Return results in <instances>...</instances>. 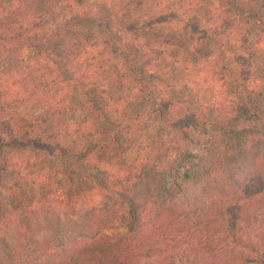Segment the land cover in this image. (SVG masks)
Listing matches in <instances>:
<instances>
[{"label":"trees","instance_id":"obj_1","mask_svg":"<svg viewBox=\"0 0 264 264\" xmlns=\"http://www.w3.org/2000/svg\"><path fill=\"white\" fill-rule=\"evenodd\" d=\"M2 1L0 8L8 7L3 22L17 15L23 24L38 26L33 31L37 40L28 45L30 56L36 60L56 40H79L83 47L96 48L99 42L90 30L79 29L81 26L100 27L117 36L123 33L133 36L171 23L181 26L188 46L197 50L204 45L214 47V59L218 53L228 56L244 49L243 39H233L235 31L248 28L253 19L240 9L246 0L181 1L196 5L199 11L205 9L208 26L213 15L220 12L219 18L226 22L222 21L223 26L215 29H202L194 21L195 16L187 21L178 10L151 15L161 0L154 6L144 0H100L97 13L84 11L69 16H61L59 9L70 0H5V4ZM236 42L241 46L236 47ZM146 49L155 54L153 61L160 60V49ZM12 59L18 63L29 61V57H20L17 52ZM114 59L118 60L117 68L126 66L124 72L136 75L141 91L151 96L145 81H154L158 75L139 70L138 58L135 62L117 53ZM95 61L94 57L83 60L78 57L73 61L72 79L65 81L75 84L84 98L89 97L88 90L112 91L118 80L115 73L97 75ZM151 64L152 61L143 59L144 68ZM83 71L94 75L90 78ZM19 73L20 78H28V74ZM27 93L23 90L17 102H24ZM55 106L57 103L47 106L38 118L49 126H43V131L49 128L53 131L50 126L55 122H47L62 114L61 110H53ZM180 106L170 101L161 105L169 112H177ZM160 128V135L136 169H129L128 178L127 174L123 178L119 172L110 173L99 186L104 193L120 200L124 210L123 233L115 237L103 235L111 227L112 213L90 210L80 214L76 205L57 207L67 211L61 215L53 211L52 204L38 201L41 210L33 221L32 215L24 211L0 210V264H264V147L255 143H264V133L254 129L252 132L258 139L250 142L258 148L243 151L239 146L250 130L230 126L220 116L211 118L203 111L164 121ZM49 138L45 134L24 139L4 135L0 136V149L38 147L47 153H73L72 148L65 149L48 141ZM64 202L63 199L61 204ZM43 224L45 228L40 230ZM231 242L235 246L229 249Z\"/></svg>","mask_w":264,"mask_h":264},{"label":"rangeland","instance_id":"obj_2","mask_svg":"<svg viewBox=\"0 0 264 264\" xmlns=\"http://www.w3.org/2000/svg\"><path fill=\"white\" fill-rule=\"evenodd\" d=\"M144 1L152 6L160 2ZM181 1L161 0L151 15L178 10L187 21L195 16L197 20L194 21L202 29H215L226 22L217 12L208 26L205 9L199 11L196 5L189 6ZM5 3L3 0L2 4ZM4 7L0 8V136L10 134V137L24 139L45 134L50 137L48 141L65 149L72 148L73 153H47L38 147H2L0 210L24 211L32 215V221L40 214L38 201L52 204L53 211H59L61 215L67 213L57 209L63 205H76L75 210L80 214L90 210L110 212L111 227L102 234L115 237L124 231V210L117 196L104 193L99 186L110 173L119 172L123 178L127 174L125 177L128 178L129 169H136L160 135L164 121L203 111L211 118L220 116L230 126L250 130L240 143L243 151L257 150L258 144L264 147L261 141H256L257 145L250 142L258 139L252 132L254 129L264 133V0H246L240 6L254 19L248 28L240 27L239 32L235 31L233 39H243L244 49L228 56L218 53L214 59V47L204 45L202 50H197L193 45L188 46L181 26L171 23L133 36L125 33L117 36L100 27L81 26L79 29L90 30L99 42L96 48L83 47L84 43L79 40H56L47 53L36 60L30 56L28 45L37 40L33 38V31L38 26L23 24L17 15L3 22L8 9ZM99 8L100 0H83L82 4L70 0L59 10L61 16H69L84 11L97 13ZM28 32L30 35L24 34ZM234 45L241 46L240 42ZM152 47L160 49L159 53L165 59L160 56L159 61H153L155 54L146 49ZM9 50L20 57H29V61L18 63L12 59L14 52ZM117 53H123L135 62L138 58L141 61L139 70L158 75L154 81H145L151 96L147 97L141 91L136 75L124 72L126 66L118 65L117 68L118 60L114 59ZM78 57L81 60L94 57L97 75L115 73L118 80L113 90H88L89 97L84 98L75 84L66 83L72 79L73 61ZM143 59L152 64L144 68ZM19 71L28 74V78H20ZM83 73L90 78L94 75ZM23 90L28 91L26 99L17 102ZM46 97L50 100H43ZM166 101L181 104L180 109L177 112L164 110L161 105ZM56 103L57 108L53 110H61L62 114L47 122H55L50 126L53 131L50 128L43 131V126H49L38 118L47 106ZM95 168L101 172H96ZM63 199L65 202L61 204ZM44 228L45 224L40 230ZM234 246L232 242L228 245L229 249Z\"/></svg>","mask_w":264,"mask_h":264}]
</instances>
